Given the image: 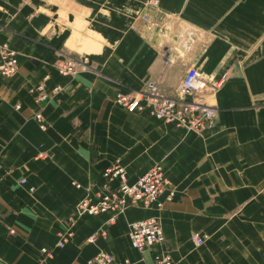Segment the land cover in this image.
Returning <instances> with one entry per match:
<instances>
[{
    "label": "crops",
    "instance_id": "0c3cea01",
    "mask_svg": "<svg viewBox=\"0 0 264 264\" xmlns=\"http://www.w3.org/2000/svg\"><path fill=\"white\" fill-rule=\"evenodd\" d=\"M146 2L0 0V43L18 62L0 75V264H86L98 250L153 264L155 247L139 252L127 235L149 217L175 264H264V0ZM66 55H87L90 68L60 75ZM189 66L213 109L198 132L153 117L143 100L134 112L114 102L149 81L174 97ZM116 161L129 181L160 163L174 196L112 223L73 216Z\"/></svg>",
    "mask_w": 264,
    "mask_h": 264
},
{
    "label": "built area",
    "instance_id": "2783aa9c",
    "mask_svg": "<svg viewBox=\"0 0 264 264\" xmlns=\"http://www.w3.org/2000/svg\"><path fill=\"white\" fill-rule=\"evenodd\" d=\"M146 5L157 6L158 0H147ZM148 20L146 16L142 17ZM18 67L17 54L7 42L0 43V75L10 76L16 73ZM54 68L62 76H76L90 68L87 55H66L55 60ZM44 83L37 86L39 92L43 91ZM59 87L53 89L56 92ZM206 86L200 72L189 66L175 87V96L167 97L162 94L158 85L149 81L139 96H128L117 91L114 102L123 106L128 112L140 110L144 104L150 107L153 117L171 123L187 131H200L210 120L213 109L205 100ZM40 98H44L41 94ZM34 117L40 128L44 127L40 111L34 113ZM41 156V154H40ZM101 180L94 184V196L86 195L76 204L73 212L75 215L97 216L108 214L107 222H114L122 215L126 207L141 205L143 207L160 208L162 206L161 196L166 199L174 196V189L169 187V181L165 175L164 167L160 163L150 166L145 172L129 181L126 170L120 162L116 161L100 172ZM20 182H25L21 179ZM93 185V184H92ZM91 185V186H92ZM80 187V184H75ZM90 186V188H91ZM33 188L30 187V190ZM12 232V230H10ZM98 234H91L87 240L93 241ZM127 235L132 248L139 252L155 247L152 254L153 264H175L169 249L164 245V236L160 221L155 217L135 220L128 223ZM204 235L192 234V240L196 244L202 243ZM62 240L56 242L61 246ZM44 257L50 254V248L40 247ZM43 264H47L46 261ZM86 264H132L131 261L104 251L98 250L86 260Z\"/></svg>",
    "mask_w": 264,
    "mask_h": 264
}]
</instances>
